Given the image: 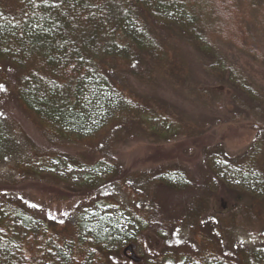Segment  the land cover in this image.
Returning a JSON list of instances; mask_svg holds the SVG:
<instances>
[{
    "label": "trees",
    "instance_id": "obj_1",
    "mask_svg": "<svg viewBox=\"0 0 264 264\" xmlns=\"http://www.w3.org/2000/svg\"><path fill=\"white\" fill-rule=\"evenodd\" d=\"M174 33L205 60L207 75L236 92L238 115L232 120H249L256 136L246 153L230 160L219 147H202L207 171L198 179L161 164L155 171L129 174L117 155L135 132L160 141L181 134L173 113L122 81L125 73L138 83L154 73H173ZM257 38L264 39V0H0V84L5 89L0 91V169L15 165L0 175V264H132L125 253L130 246L140 250L145 264H163L177 233L191 226L198 238L209 205L203 198L217 191L213 185L249 202L218 205L224 215L216 220L217 232L228 234L233 253L218 255L208 247L195 264H264V89L217 47L230 45L264 64ZM115 91L125 96L122 103H115ZM221 95L199 94L218 106ZM9 101L35 122L45 145L32 142L1 115ZM202 133L204 128L196 136ZM73 148L98 155L104 173L100 180H87L93 188L86 195L101 200L99 190L113 189L115 200L123 196L125 207L130 204L135 213L136 233L112 227L91 231L80 213L66 233L60 222L36 226V207L24 202L16 186L20 178L31 177L36 164L64 160V152ZM160 189L193 197L170 213ZM83 196L79 193L77 201ZM236 232H249L262 243L239 246ZM147 233L159 245L155 253L143 252Z\"/></svg>",
    "mask_w": 264,
    "mask_h": 264
},
{
    "label": "rangeland",
    "instance_id": "obj_2",
    "mask_svg": "<svg viewBox=\"0 0 264 264\" xmlns=\"http://www.w3.org/2000/svg\"><path fill=\"white\" fill-rule=\"evenodd\" d=\"M173 43V60L175 68L173 73L167 75L155 74L147 82L138 83L136 79L124 75L123 82L131 91L138 95H148L170 113H173L182 125L181 134L165 141L148 138L135 132L130 140L118 151L117 159L123 170L129 174L155 171L159 165L169 167L170 170L189 172L193 179L201 177L207 171L202 161V147L209 149L219 147L223 158H237L242 156L252 146L255 139V131L249 120H232L237 116L238 107L234 103V92L230 87L223 85L224 80L207 75L202 66V60L191 43L180 38L179 34L170 35ZM221 54L228 62L239 67L255 84L264 89V64H258L250 56L239 52L230 45L217 43ZM258 50L263 55L264 63V39L257 38ZM122 87V85H120ZM215 91L221 93L219 106L209 105L200 98L201 91ZM114 101L122 103L118 91H115ZM3 106V107H2ZM1 115L15 122L27 137L36 144L45 145L41 132L35 122L22 110L12 104L11 101L3 103ZM141 108L143 106H140ZM235 113V114H233ZM158 128L161 126L158 125ZM205 129V133L196 136L197 131ZM195 129V132H194ZM189 131L195 138H188L185 131ZM194 132V133H193ZM80 148L65 151L66 157L60 161H49L34 166L31 177L20 178L16 186L25 203L34 205L37 210V225L51 221L62 224L61 232L66 233V225L71 224L75 215L83 216L86 227L95 231H106L107 228H116L120 233H136L138 227L134 223L135 213L130 204L125 207L123 196L115 200V191L99 190L101 200L94 196L86 195L92 185H87V180H100L104 177L102 168L97 165L98 155L86 154ZM90 153V152H89ZM86 155L83 157V155ZM83 158V159H82ZM81 159V160H80ZM83 160V161H82ZM15 165L9 164L0 169V175L6 174L8 169ZM217 191L212 197H204L208 202L205 217L201 218V224L197 229L198 239L195 241L191 226L177 233L170 241L166 249L167 255L163 264H195L197 257L206 253L210 247L215 254L223 250L233 253L231 239L227 233L218 234L216 220L222 217L218 213L221 205L226 203L236 206L239 203L249 202L244 195L231 196L221 185H213ZM97 191V190H96ZM83 202L77 201L79 193ZM158 195L167 212H174L179 206H184L190 197V192L173 193L167 189H160ZM217 195V196H216ZM72 197V198H71ZM202 199V196H198ZM220 205V207L218 206ZM227 207V206H226ZM155 238L146 234V244L143 252L155 253L159 248ZM236 243L239 246L260 245L259 238L249 232H236ZM201 240V241H200ZM198 242V243H197ZM262 243V242H261ZM132 264H145V259L140 250H134L131 246L125 250ZM233 257V255L231 256ZM142 259V261H140Z\"/></svg>",
    "mask_w": 264,
    "mask_h": 264
},
{
    "label": "snow or ice",
    "instance_id": "obj_3",
    "mask_svg": "<svg viewBox=\"0 0 264 264\" xmlns=\"http://www.w3.org/2000/svg\"><path fill=\"white\" fill-rule=\"evenodd\" d=\"M4 86L2 84H0V91H4Z\"/></svg>",
    "mask_w": 264,
    "mask_h": 264
}]
</instances>
